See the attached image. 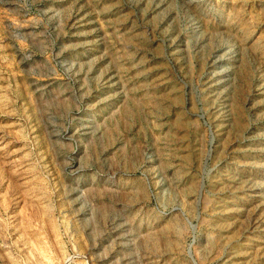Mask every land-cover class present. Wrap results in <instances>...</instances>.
Listing matches in <instances>:
<instances>
[{"label":"rangeland","instance_id":"1","mask_svg":"<svg viewBox=\"0 0 264 264\" xmlns=\"http://www.w3.org/2000/svg\"><path fill=\"white\" fill-rule=\"evenodd\" d=\"M0 264H264V0H0Z\"/></svg>","mask_w":264,"mask_h":264},{"label":"bare ground","instance_id":"2","mask_svg":"<svg viewBox=\"0 0 264 264\" xmlns=\"http://www.w3.org/2000/svg\"><path fill=\"white\" fill-rule=\"evenodd\" d=\"M189 2H190V1H189ZM191 2H192V1H191ZM231 47H232V46H231ZM240 47H241V46H240ZM233 50H234V49H233ZM239 50H240V49H239ZM242 51H243V50H242ZM243 52H244V51H243ZM230 53H231V52H230ZM232 53H233V52H232ZM232 53H231V54H232ZM258 57H259V56H258ZM260 58H261V57H260ZM256 59H257V58H256ZM262 87H263V86H262ZM259 90H260V89H259ZM261 92H262V91H261ZM52 100H53V99H52ZM45 102H46V101H45ZM46 103H47V102H46ZM49 106H50V105H49ZM54 106H55V105H54ZM46 108H47V106H46ZM46 108H45V109H46ZM54 110H55V109H54ZM99 192H100V191H99ZM95 197H96V196H95ZM106 207H107V206H106ZM106 215H107V214H106Z\"/></svg>","mask_w":264,"mask_h":264}]
</instances>
